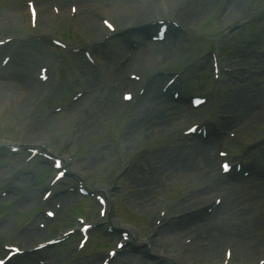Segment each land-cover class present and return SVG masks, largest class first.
Instances as JSON below:
<instances>
[{"label": "rangeland", "instance_id": "rangeland-1", "mask_svg": "<svg viewBox=\"0 0 264 264\" xmlns=\"http://www.w3.org/2000/svg\"><path fill=\"white\" fill-rule=\"evenodd\" d=\"M27 1L0 0V38L5 34L46 33L79 50L56 47L60 55L48 88L35 78L23 81L33 74L27 62L39 60L38 47L21 48L20 59L0 70V139L23 145L43 140L53 154L68 157V169L77 175L70 174L57 183L53 201L42 200L43 188L55 172L51 170L53 160L49 162L43 151L27 160L28 148L9 153L0 147V255L6 252L4 243L30 248L36 241L77 226V216L98 217V203L77 189L80 177L89 188L100 186L98 192H102L101 185H112L110 214L123 228H134L139 238L151 239L149 244L143 241L138 252L121 253L112 264H152L155 252L181 255L192 264H259V259H264V240L255 244L251 256L237 255L233 240H239L236 227L264 223V195L254 189L257 183L264 185V177L229 180L220 173L219 151L231 152L238 147L247 161L244 166L254 163L255 156H261L264 164V0H158L151 5V10L160 6L151 11L154 14L174 17L197 6L201 12L192 21H180L160 43L142 40L133 30L106 37L103 18L120 27L136 23L129 11L116 10L113 0H33L39 16L35 30L29 14L27 18L20 14L28 10ZM122 1L131 6L139 3ZM71 4L80 8L75 22L55 12L62 6L70 12ZM82 9L94 18L97 27L99 22L100 30L80 23ZM133 40H138L136 47L130 46ZM84 49L91 52L93 63L85 58ZM166 50L170 55H165ZM214 54L218 78L212 71ZM138 62L141 79L136 86L126 85L124 79L136 71ZM160 72H179L175 83L182 88V95H205L206 103L190 108L159 97L164 81ZM145 82L151 86L146 83L147 89L140 95L137 90ZM124 90L133 93L131 101L123 100ZM79 92L81 96L74 99ZM202 118L207 120V136L183 133ZM241 125L251 126L249 136L238 131ZM235 132L239 139L231 136ZM211 161L209 173L214 183L205 174ZM44 169L49 171L37 183ZM187 169L194 170V177L185 175ZM140 183L150 198V208L138 206L136 198L143 192ZM217 197L220 201L215 203ZM56 203L61 206L56 208ZM208 205L212 209L206 211ZM47 207L57 215L44 229H36ZM161 213L160 219L168 217L171 227L167 228L174 229L170 236L152 231L159 226ZM194 223H200L201 229L179 234ZM223 225L229 226L225 232L220 230ZM105 228L104 224L95 226L81 252L77 249L80 234L75 233L50 248L15 256L9 263L40 264L41 256L49 264H99L121 238L117 227L113 232ZM203 228L213 229L217 239L211 253L204 251V255L197 253L198 248L203 250V241L211 232ZM228 247L235 252L230 258H226Z\"/></svg>", "mask_w": 264, "mask_h": 264}, {"label": "bare ground", "instance_id": "bare-ground-1", "mask_svg": "<svg viewBox=\"0 0 264 264\" xmlns=\"http://www.w3.org/2000/svg\"><path fill=\"white\" fill-rule=\"evenodd\" d=\"M158 2H159L158 0H157V2H155V1L153 2V0H139L138 5H133V6H131L132 4L129 3L128 1L123 2L122 0H117V2H116V0H113L111 3H112V5L115 4V7L117 8V9L115 8L116 10H118V7H119V9H121V10L125 9V10L129 11V13H128L129 16L130 15L131 16H135L136 22L139 23V22H144L145 20L150 19L152 17H155L157 15V14L152 13L151 11L155 12L156 11V8H159L160 6H157L156 8H153L151 10V5L152 4H156ZM162 4H164V7L167 6V4L164 3V2ZM103 8H105V7H103ZM45 12L46 11H45V8H44V15H46ZM130 12H132V13H130ZM199 12H200V9H199V6H197V7H194L193 9H190V12L189 11H185V13L183 12L184 14L180 12L179 15H176L175 17H176V19L179 20V22L182 21V22L185 23V21L189 22V21L194 20L195 19V16H198L201 13V12L200 13ZM81 13L82 14L80 16L81 17L80 18V23L82 25H84V26L85 25H89V27H91L92 30L96 29L98 31V30L101 29V26H100L99 22H98V27H97L96 26L97 23L95 22L94 18H92V16H90L87 12H85V9H82V12ZM148 13H150V15L147 16ZM61 14L63 16H65V18L70 17V14L67 13V9L64 6H62ZM79 15H80V12L78 13L77 18H79ZM24 16H26L25 13H24ZM111 16H114V13L111 14ZM142 16H144V17H142ZM138 17H142V18H138ZM173 19L175 20V18H173ZM76 20H78V19H76ZM119 25L123 26L122 24H119ZM169 53L170 52L168 50H166L165 55H170ZM167 58H170V56H168ZM252 59H253V57H252ZM124 82H128V79L125 78L124 79ZM1 100L2 99H1V96H0V102H1ZM244 109H246V108L244 107ZM250 128H251L250 125L249 126H246V127H244V126L241 125V126L238 127V131L241 132V130H242V133H246V135L249 136ZM40 144L42 145V144H44V142H41ZM166 163H169V162H166ZM212 169H213V167H212V161H211V162H208L207 163V167H205L206 172H205V170H203L202 171V174L205 172L206 177L209 178L208 181H212V183H214L213 180L211 179L212 174L209 173V172H211ZM186 171H185L186 172L185 175H187L188 177H194V174H195L194 170L187 169ZM143 174H145V172L142 173L140 175V177H143ZM257 180H259V179H257ZM257 185L258 186L254 185L256 187L253 186L254 189H257L258 190L257 193L259 195H264V185L262 183H257ZM141 186H142V184L140 183V191H143V192H139V195L136 198L137 201H138V206H141L142 205L144 208H150L151 205H152V203L150 201V198L147 196V194L145 192V189H143V187H141ZM144 196H147L146 201L143 200L144 199ZM154 198L155 197H154V193H153L152 200ZM96 220L97 219H94L91 222H95ZM98 220L100 221V220H103V219L102 218H98ZM112 220L114 222H116L115 221L116 220L115 218H113ZM210 226H213V225H208V226H205V227L203 225L204 228H207V227H210ZM252 227H254V228H252ZM227 228H229V226L227 227V226L223 225L220 228V230H221V232L222 231L225 232V229H227ZM261 228H264V223L263 222L262 223H256V222L248 223V224H246V228L243 227L242 225H240L239 227H236V230L237 231L235 230L234 233L238 236L239 240H238V242L235 241V240H233L234 241L233 245H235V249L234 250L237 253V255H239V256H243V255L244 256L245 255L246 256H251V253L250 252L251 251L253 252L254 249H255V246H257L255 244L256 243H262V241H260V240H264V230L262 232H260L262 230ZM196 229L197 230L201 229L200 223H194L191 226L184 228L183 230H181V232H179V234H181L182 232H184L186 230H196ZM212 230L213 229H211V228L210 229H204V231H207V233L209 231L211 232V234L208 235V236H210V238H208L209 240L207 239L206 241H203V243L205 244L203 250L199 249L197 247V245L195 244V246L193 248L195 250L198 248V252L197 253L202 254V255H204L205 252L206 253H211L213 246H215V241L217 240L212 235ZM255 230H256V232L253 233V231H255ZM159 232L162 233V235H163L162 237H165V236H170L173 231H169V229H168V230H165V233H164L163 232V229H161V230H159ZM29 233L30 232L28 231V232L24 233L23 236H27V235L29 236ZM204 239H206V238H204ZM204 239L202 238L201 240H204ZM193 240L194 239H192V241ZM201 240L199 239L200 242H201ZM262 244H264V242ZM187 245L189 246L190 245V242ZM235 252L233 251V255H234ZM188 257H191V256H188ZM178 259L179 260H186L184 258V256L181 257V258H178Z\"/></svg>", "mask_w": 264, "mask_h": 264}]
</instances>
